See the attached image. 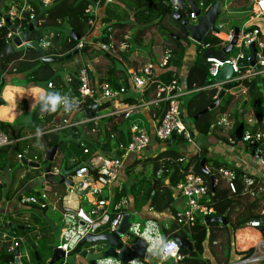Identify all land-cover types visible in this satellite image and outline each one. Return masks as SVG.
Returning <instances> with one entry per match:
<instances>
[{
    "label": "crops",
    "instance_id": "obj_1",
    "mask_svg": "<svg viewBox=\"0 0 264 264\" xmlns=\"http://www.w3.org/2000/svg\"><path fill=\"white\" fill-rule=\"evenodd\" d=\"M21 1L22 0H0V10L5 9L8 4H11L13 2L21 4ZM251 2L252 0H248V2L245 3L243 6L240 5L237 6L235 10L239 11L242 9H248L249 13H251L250 12ZM95 4H97L95 17H94V19L96 20L95 21L96 27L94 26L95 28L93 29L92 34L87 37V40H88V45H90L94 49L97 48L99 49L100 44L102 43L98 40V38L101 36V29H99V25L102 24L101 21L105 17V8L104 6L98 5V3ZM228 5L229 4L225 0V8L227 12H229L230 9L234 8ZM182 17L186 18L185 16ZM250 17L251 15L249 16V19L244 23L243 28L248 27V25L251 23ZM165 22L170 24L172 28H175V26L172 24L171 21L166 20ZM233 26L234 25H232V27ZM153 29H156L159 35V36H155L156 38L154 39L152 38V40L150 41V42L154 41L155 43L153 45L157 46L154 48L153 52L150 49H146V48H144L142 51H140V49L138 50L134 49L133 52H130V46L127 48L129 49L127 50V54L118 55V52L116 54L115 52L116 48L114 49L115 46L111 48L110 51H108L111 52V55L115 59H117V61L120 64V66L117 67V70L125 69L128 72L129 69H136V70L142 69L146 65L152 63L154 65L153 71L156 74H159L160 72L163 71V67H165V66H161V63L165 56V53H163L164 51L162 48L163 36L159 31L158 27H155ZM220 33H221L220 37L224 38L225 37L224 34H226L227 32H220ZM129 35H130L129 31H126L123 35L125 41L127 42L128 39H130ZM184 35L187 38L189 45L188 47H186V50L184 52V57L181 67L173 68L175 73L178 75V85L183 92L186 90L185 79L187 76V72L190 66L192 65L193 61L195 60V55H196L195 50L196 47L198 46L197 43H195L188 36H186V33H184ZM34 39L37 38L36 37L31 38L29 41ZM12 40L8 41L7 43L5 42L7 47L1 51V52L5 51V53H2V55L0 56V124L7 127L8 131L5 132L2 129L0 130L5 132L8 138L10 139L9 144L0 146V218L3 222L2 224H0V255L4 252L12 254L13 260L12 262H6L0 259V264H27V263L36 264V262H34L35 261L34 256H33V260H31L30 251L32 252L33 255V250L31 248V245H34L38 253L39 251L38 242L46 234V228H48V226L52 227L55 223L51 219V216H48L46 214V210L51 208L52 211H54L55 213L58 214V216H60V220H61V218L63 217L62 213L65 210L82 209L83 211H85L90 207L91 203L94 202L95 199L104 198L106 200H109L108 209H110V213L112 215L114 212L112 208V201L115 196V189L119 185H125L127 187L130 184V180L127 178V176L124 173V168L126 165L131 164L134 161V159H138L139 157H135L132 155L124 160L123 162L124 166L121 167L116 182L110 187L102 186L101 184L99 185L97 181L93 180L89 188L78 186L77 191L85 190V189L87 190L85 194H79L74 190L73 185H66L64 181L62 182L60 179V169L58 167H55V165L49 168L45 163L49 161L46 160L44 147L47 148V150L53 147L47 145V143H50L52 140L50 134L60 131L64 127L76 126L77 130L80 132V140H82V142H80V145H82L84 149L85 145L83 143V140L95 138L96 137L95 134L97 133L94 132L93 130H85V128L82 127V124H84V122L86 123L87 121H90L95 124L105 116L120 114V110L124 103H120L119 101L117 102L105 101L99 104L91 103L89 107H91L93 104H95V107H97L98 105H101L106 102H109V105L105 108H102L99 114L94 113L95 115L93 117L86 116L84 120L80 119V116H82L83 113L82 110L84 107H86V110L89 109V107H87L88 105L87 103H80V102H79L80 110L78 112L72 114H65L61 111L54 114H47L43 118H41L38 107H34L31 111V105L34 102L31 96L37 92L38 88L47 89L48 84L44 81H40V82L34 81L31 75V71L35 66H37L41 62L42 58L51 57V56L43 55L42 52L43 45L48 44L47 40H44L42 44H40L37 41L38 50H36L33 47H25L24 42L26 41L24 40H22V44L20 46L15 45L12 42ZM109 40L111 43L114 42V40L111 39V37H109ZM119 44H121L120 47L122 46V48L128 46L125 45L127 43L124 41ZM55 45L56 46L53 45L51 47H53V49H56V52H60L62 46L58 44ZM220 48H222L221 39H220ZM137 54L142 55V59L137 57ZM52 56L59 57L58 53ZM125 58H129L130 59L129 61H133V62L131 64H128L129 61H127V59ZM139 59H141V61ZM58 62L59 61L49 62V64L55 67L56 70L58 69V74H61V80L65 83V86L67 88L66 93H68V88H69L68 85L70 82L71 74L74 73L77 74L78 69L81 68L82 66H86L88 68V76L92 83L98 82L97 81L98 78L103 76L104 72L107 69V66H109L108 62H106L101 58L96 57L93 59H87L85 55L83 56V58H73V60H71L68 64H66L63 67V69L62 67L60 68L58 67L57 64ZM61 70L63 71L61 72ZM117 72L119 73L120 71ZM232 77L233 74L231 72V77L228 80H231ZM228 80L224 82H217L215 79V83H221V90L218 94L215 93V97H218L221 92L224 93L223 92L225 90L224 87L226 84H228L227 82ZM260 81L264 82L263 76L258 77L256 79L255 81L256 90H259L258 84L261 85ZM215 83L212 86L216 89L217 92V88L214 86ZM229 91L230 93L235 94V100L241 99V101H243L247 98V92H248L247 87L245 90L241 92L243 96L237 92L231 90ZM262 92L264 94L263 89ZM134 93L135 92L130 88V91L127 92V95L129 97L132 96L133 98V96H135ZM186 97H187V93H185L182 96V101ZM75 98L77 99V97ZM234 108H235V103L233 102L231 105H229L227 114H224L218 121V124L223 125L225 129H229L233 127L234 119L232 118L230 119V115L232 114ZM240 111L242 113V110H239V112ZM94 117H99V118L97 121L87 120L88 118H94ZM128 118H130L131 123L134 122L140 126H143L150 133V135H153L154 127L158 122V120L154 118V114L151 113L150 107L139 108L135 110L133 114ZM244 122L245 124L243 123L244 126L243 134L247 132L264 134V117L262 118V122L260 123L254 118L251 112H245ZM191 125L193 126L192 123ZM36 126L46 129V134L39 139H37V137L35 136ZM193 133L194 136L198 135L197 140H199L198 143L200 144V147H198L194 143L187 142L185 139H183L178 135L174 136L173 142L175 141L176 138H180L183 142L179 146V152L184 158H190L198 154L199 151L205 150L207 152L208 158H217L218 160L228 162L233 166L239 168L244 174L250 175L254 178L253 183H252V179L246 181L247 184L244 192L234 197L233 203H231L229 206L226 207L225 211L228 209L226 215L227 223L223 224L222 222L221 223L214 222V223H218L221 226H226V225L228 226L226 239L229 240L230 242L228 248L230 249L231 254L228 257L227 262L225 256V254L227 253V249L223 250V248L225 247L224 244H221V242L223 241L222 240L223 237H218L219 238L218 241L212 243L211 247H207V243H205L204 246L206 250L203 255L208 259H210L212 261V264H256L258 262L243 263L241 262L242 260L237 261L238 256L236 255V252H242L250 248H254V252H253L254 255L264 254V222H261V224L258 227H252L249 225L250 220L256 219L252 217H256L258 215V218H262L264 216V205L263 206L261 205V200H264V174H262V168L256 164L254 168L252 169L248 168L247 170V167H244L242 165L236 153H233L230 156L229 154L230 148L228 147L229 143L217 139L216 137H214L213 133L205 135L200 132H197V130L194 128H193ZM127 134L129 135V129ZM169 141L172 142V138ZM240 141H243L242 138L241 140H239V142ZM166 144H168V142L166 143L158 140L154 141V139L152 138L150 145L147 148L148 151L150 150L152 153L148 155L150 156L157 155L158 152L166 148ZM123 146H125V144L123 145L122 143L119 142L116 146H114L112 152H108V153L109 154L116 153L117 151L122 150ZM242 146H243L242 143L234 145V147H242ZM62 149H63L62 151H59L57 147L53 160L57 156L58 159L60 160L59 162H57V164H61V161L64 162L66 164L64 170L67 171L72 169V167L74 169L81 164L89 165L92 154L98 153V151L100 152V150L96 149L93 152L88 151L87 153H84L83 150V154H84L83 156L80 155L79 153L75 154L73 152L72 146L70 145L66 147H62ZM22 161H24L25 164H22ZM36 164L38 166H35ZM205 168L207 172L203 171L202 169L201 170L205 173H209L208 168L206 167V161H205ZM139 170L140 167H137L136 171ZM55 176L58 177V179L56 182H53L54 180L53 178ZM64 178L71 179L73 182L81 183L82 181L81 179H74V177H70V174L66 175ZM215 184H216V179H215ZM210 185H211V179H210ZM250 186H252L253 189L257 188L256 191H259L258 189H260V191H262V195H260V197L258 198H255L251 203L244 205L241 201L238 200L248 191L247 189ZM93 187L101 188L103 193L96 194L95 191L94 193L92 190ZM42 193L46 194L45 202L48 204L47 208H42V207L40 208L38 204L27 201V198H29L30 196H37L39 198ZM172 194L174 197L173 210L176 211L177 209L181 208L184 205V199L183 197L176 195L173 192V190H172ZM80 198H83L85 200L87 209H84ZM208 198L209 197L207 195L206 200L209 203L210 199ZM123 202L125 203V205L123 210L121 211L124 212V216L126 214L129 216V218L131 214H137L138 216V220L134 222H130L129 219L130 224H141L142 226H144L150 220H160L162 221V224H167L169 227L170 224L174 223V221L172 220V216H173L172 211L155 213L154 211H152V209L149 206L146 205L143 206L141 210L138 212L134 210V203L131 197H128L127 199H123ZM249 205H252L251 214L248 213L247 210ZM214 210L215 213L211 217L222 216L225 212L224 211L222 214H218L215 208ZM249 215H251L252 219L240 225L241 224L240 222L245 218H247ZM201 223L205 224L204 221H201ZM10 224L20 226L22 228H17V227L14 228L10 226ZM192 226H182V228H190ZM118 228L115 231L111 232L104 230V226H101L98 229V232H100V234L114 233L118 230ZM57 230H60V225L57 227ZM119 240L123 244L129 246V248L133 243V240L125 236H120ZM125 240L129 241V244H126ZM14 241H18L19 245L18 247L14 248L13 252H9L8 251L9 246ZM189 241L191 242L190 239ZM16 249H19L18 255H15ZM132 255L133 256L131 257V259L127 260V262H123V260H121L124 254L120 260L124 264H129V262L134 259L140 260L138 256L134 255V253ZM38 256H39L40 264H47L42 261L40 254H38ZM82 259L83 261H81ZM16 260H18V262ZM85 261L86 260L84 258L79 256L75 260V264H83ZM140 261L141 264H144V261L142 260ZM172 261L173 260L170 259L166 262V264H170ZM154 264H161V262L159 261V259L158 262L155 259Z\"/></svg>",
    "mask_w": 264,
    "mask_h": 264
},
{
    "label": "trees",
    "instance_id": "obj_2",
    "mask_svg": "<svg viewBox=\"0 0 264 264\" xmlns=\"http://www.w3.org/2000/svg\"><path fill=\"white\" fill-rule=\"evenodd\" d=\"M195 5L201 9H205L212 0H192ZM228 6L234 7L229 12L217 19L215 29L218 32H227L234 30V28L241 29L244 23L249 19L250 13L248 9L235 10L237 6H243L248 0H226ZM98 3L105 8V17L102 19L104 24L101 29V36L98 38L100 42L110 44V47H114V42L111 43L109 37L119 43L125 41L123 35L126 31H129L136 44H140V39L145 36L153 28L158 27L163 36V53L167 55V62L163 71L158 74L160 82H167L172 79L178 81V75L173 68H180L182 65L184 52L188 47L189 42L185 37V26L181 23L174 21L171 17L173 12L172 0H52V3L47 8H41L36 2L30 1L32 12L34 15L33 22L36 24V28L29 32L24 41H29L31 38H37L38 42L42 44L44 40H47V47L42 48L43 55L52 56L58 53L59 57H64L69 52L74 50L78 41L73 39L69 32L75 31L81 38L88 37L92 34L93 27L88 25L89 16L84 13V9L88 4ZM182 16H186L191 11L186 0H181V4L176 11ZM29 11H27V15ZM169 20L175 26L172 28L170 24L165 21ZM29 22L26 17L21 18L12 23H8L2 34L8 31L20 30L23 32L28 28ZM232 25H234L232 27ZM231 27L228 29V27ZM228 30H227V29ZM226 31H225V30ZM58 44L61 47L60 52H56L51 46ZM7 45L3 38H0V52L6 48ZM220 48V39L213 36V34L205 37L203 42L196 47L195 60L190 66L185 79V91H187V97L183 99V109L190 119V123L193 124V128L202 134H214V137L229 144H241L243 141L236 140L234 131L239 124L238 112L242 110V121L244 122V113L251 112L254 118L258 122H262L264 117V94L262 91L251 89L250 82H245L247 87V98L243 101L241 99L235 100V94L230 93V89L237 86L238 81H233L225 85L224 96L221 99L220 104L200 116L197 119L193 117L199 112L208 108L218 97H215L216 89L212 86L215 83V79H211L208 73L209 64L205 59L201 57L202 53L207 49ZM83 54L87 59L101 58L108 62L107 69L103 76L98 78V82H106L114 89L123 88L126 95L121 102L135 103L139 95L129 97L127 92L130 91L128 83L127 70H117L120 64L115 59L111 52H105L100 48L94 49L90 45H87ZM233 51L230 55H233ZM75 54L68 59L59 61L60 67L68 64ZM63 69V68H62ZM117 71H120L119 73ZM62 72V70H61ZM31 75L36 82L44 81L47 84L51 83L52 87L60 90L62 93H66L67 88L65 83L61 80V74H58L51 64H43L40 62L31 71ZM158 81V80H157ZM157 81H152L144 88L141 99L143 102H150L155 98ZM264 87V82L260 81ZM77 78L76 74H71L70 82L68 85V93L73 97L77 95ZM264 90V89H263ZM235 103V108L230 115V119H234L233 127L225 129L223 125L218 124L219 119L227 114L229 105ZM89 104L87 101L85 102ZM85 104V105H87ZM109 105V102L98 105L94 109L95 114H99L102 108ZM151 113L154 114V118L159 120L163 115L164 104H150ZM86 107L83 108L82 116L80 119L86 118ZM134 123V122H133ZM130 118H125L123 113L117 115L105 116L97 123L87 121L82 124L85 130H93L95 138L83 140L85 148L89 152H93L98 149L100 152L109 154L112 152L114 146L119 142L123 145L129 141L128 129L130 127ZM0 129L5 132L8 128L0 124ZM51 133V132H50ZM51 135V142L47 143L49 146L57 145L58 150L62 151V147L72 146L73 152L83 155V146L80 145V132L74 127H64L60 131L54 132ZM154 141L156 139L153 137ZM151 142V141H150ZM166 148L157 153L155 156L143 155L138 159H134L131 164H128L124 168V173L130 180L129 186L119 185L115 189V196L112 201V207L119 205V209L123 210V199L131 197L134 203V210L140 211L143 206H149L155 213H163L165 211L173 210L174 197L171 187H175L180 183L184 176L189 172L202 177L208 188L209 203H211L217 210L218 214H222L226 207L233 203V198L244 192L247 184V180L254 178L250 175L244 174L239 168L232 164L218 160L217 158H208L207 152L201 150L198 154L184 158L179 152V146L183 143L180 138H176L174 142L167 141ZM166 142V143H167ZM61 153V152H60ZM117 151L113 154H120ZM206 158V167L209 173H205L200 168L201 159ZM46 161V160H45ZM59 162L60 160L56 156L53 162ZM53 162H45L50 168ZM62 163V161H61ZM124 166V165H123ZM122 166V167H123ZM140 167L139 171L136 168ZM147 170V172H146ZM220 171L230 173V181L234 184V191L232 192L228 187L227 178L220 174ZM210 175H213L216 179L214 190H211ZM226 185V186H224ZM252 205H249L247 210L251 214ZM114 209V208H113ZM258 218V215L256 217ZM251 215L242 220L240 225L249 221ZM227 225L221 226L218 223H212L205 225L201 221L190 228H182L181 226L172 223L167 229H163L162 233L168 237H188L192 242V250H183L184 258L178 264H212V261L205 257V243L207 247H211L212 243L218 241V237H223L221 244H224L223 250L227 249L226 262L231 252L229 247V240L227 237ZM18 231V230H16ZM225 240V241H224ZM229 251V252H228ZM254 252V248H250L246 251L236 252L238 256L237 261H241L250 257ZM31 253V260L33 255ZM38 254L39 251H38ZM12 254L2 253L0 259L6 262H12ZM256 264H264V260L259 261Z\"/></svg>",
    "mask_w": 264,
    "mask_h": 264
},
{
    "label": "built area",
    "instance_id": "obj_3",
    "mask_svg": "<svg viewBox=\"0 0 264 264\" xmlns=\"http://www.w3.org/2000/svg\"><path fill=\"white\" fill-rule=\"evenodd\" d=\"M30 1L36 2L41 8H47L51 5L52 0H22L21 4L13 2L8 4L5 9L0 10V38H3L5 42L12 40L15 36L20 34V30L8 31L5 34H2L4 27L8 23L15 22L23 18L24 14L29 18V22L34 19ZM173 1V0H172ZM181 4V0H179ZM97 4H88L84 13L89 16L88 25L95 28V11ZM179 7H172L173 11H177ZM27 11L29 14L27 15ZM250 20L251 23L248 27L243 28L238 34L237 41V52L233 56L225 57L224 60H219L216 58H208L206 62L209 64V76L211 78H216L220 70L224 65H229L232 74H237L236 77H232L231 80H246L251 82L256 80L258 77H264V0H252L250 5ZM186 17L190 22L195 21L196 17L193 12L186 14ZM95 26V27H94ZM251 27V28H249ZM214 36L221 39V46L227 45L232 37L233 30L228 31L224 34V38L220 37L221 33L216 31L213 33ZM88 45V41L80 39L77 43L76 48L80 49L83 45ZM251 44L255 45V67L243 66L241 63L249 61V46ZM100 49L103 51L111 50L110 44L102 42L100 44ZM167 62V55L165 54L161 66H165ZM154 65L152 63L146 65L142 69H129L128 74V83L129 88L133 90L137 95V101L132 104L121 102L123 97L126 95L123 88L114 89L106 82H94L92 83L88 76V68L82 66L77 71V99L80 103H85L89 101L87 107L91 103L99 104L105 101L124 103L120 113L124 114L125 118L130 117L133 112L142 107H148L150 104H164V111L161 118L158 120L154 127L153 135L137 123L130 124L129 127V141L122 147L120 154H106L99 152L92 154L90 159V164L85 165L81 164L80 167L74 172L75 179H81V187L89 188L93 180L102 186H111L113 185L118 176L123 162L126 158L130 156L141 157L145 155L147 148L150 145L151 139L154 137L158 141L167 142L174 135H178L185 139L189 143H194L198 147L197 136H194L193 126L190 123V120L186 116L183 109L182 96L187 91H182L178 85V81L172 79L167 82H160L158 74L153 71ZM158 80V81H157ZM228 80L227 82H231ZM152 81H157V91L155 98L150 102H143L141 96L143 94L144 88L147 84H150ZM51 83H48V85ZM52 85V84H51ZM217 88L216 94L221 90V83H215L214 85ZM99 117L88 118L87 120L97 121ZM60 128V127H59ZM201 136V135H200ZM243 146L234 147L233 144H229L230 156L233 153H236L240 162L244 167L252 169L256 164L262 168V174H264V134L262 133H244L242 136ZM10 139L7 134L0 130V146L9 144ZM87 148H84V153H87ZM20 157V155H19ZM78 167V166H77ZM222 176L228 178V187L231 191H234V184L230 181V173L225 171H220ZM79 183V182H78ZM93 192L96 194L103 193L101 188H92ZM171 190L178 195L183 197L184 205L173 212L172 220L175 224L179 226H192L198 221H204L205 218L211 217L214 215L215 210L212 204L208 203L206 196L208 193V188L204 183V180L199 176L193 173H188L184 176L183 180L178 183L175 187H171ZM94 192V193H95ZM59 197V196H58ZM46 194L42 193L40 197L30 196L27 198V201L38 204L41 208H47L48 204L45 202ZM125 205V203H123ZM54 207V206H53ZM109 207V200L104 198L95 199L91 203L90 207L83 211L82 209L76 210H65L62 213L64 218V224L61 228L59 235V243L56 245V248L63 251L64 254H67L73 247L87 234H100L98 229L101 226H104L106 231H115L118 226L121 224L124 216V212L119 209V205H116L112 208L113 214L111 215ZM109 212V213H108ZM159 225L160 231L167 229V224H162L160 220H150ZM82 223V224H81ZM261 224V221L258 219H252L249 221V225L252 227H258ZM94 225V227H93ZM133 225H140V231H143V226L141 224H130L128 231L135 235L136 238L142 239L141 236L132 230ZM79 228L82 230V236L78 242L71 247H65L68 243V240L65 239V234L67 230H73ZM102 233V232H101ZM171 238V237H169ZM173 239V237H172ZM19 242L14 241L10 246L8 251L13 252L15 247H18ZM94 245V250H91L85 246L84 249L87 251H97ZM79 255H75V260ZM184 258V254L179 251L176 257L170 258L175 262H180ZM111 259L115 264H124L119 258H102L96 261V264H102V261ZM169 259V260H170ZM264 259V254L253 255L248 257L241 262H259ZM132 261V260H131ZM130 261V262H131ZM240 262V263H241ZM58 264H68L66 257L63 258ZM83 264H89L88 261H85Z\"/></svg>",
    "mask_w": 264,
    "mask_h": 264
},
{
    "label": "water",
    "instance_id": "obj_4",
    "mask_svg": "<svg viewBox=\"0 0 264 264\" xmlns=\"http://www.w3.org/2000/svg\"><path fill=\"white\" fill-rule=\"evenodd\" d=\"M187 1H188V5L191 11L194 13L196 17L195 22L190 23L187 18H183L182 15L179 14L178 12H172L171 16L173 17V19H175L176 21L180 22L183 26H185L186 36H188L192 41L200 45L207 35L216 32L215 26H216L217 19L223 16L225 13H227V10L225 8V0H212L211 3L205 9H201L200 7L195 5V3L192 2L191 0H187ZM23 16L26 17L25 14ZM26 19L27 21H29L28 17H26ZM36 27H37L36 24L30 21L28 28L24 30L23 32H21L18 36H15L12 42L17 46H20L22 44L23 38L29 32L33 31ZM238 34H239L238 28H234L233 38L226 46L222 48H218V49H207L202 53L201 57L203 59L216 58L219 60H224L225 56L228 55L233 50V48L236 46L237 41H238ZM69 35L76 41H79L81 39V37L78 34H76L75 31L73 30L69 32ZM24 46L33 47L36 50H38L37 39L24 42ZM86 46L87 45L84 44L83 47H81L80 49L75 48L74 50L69 52L64 57H57V56L44 57L42 58L41 62L43 64H46L49 62H55V61H60L63 59H68L69 57L73 56L76 53H83ZM2 53H5V51L1 52L0 56L2 55ZM255 53H256V48L254 44H251L249 46V61L242 63L241 66H251L257 69L258 66L255 65ZM230 77H231L230 67L229 65H224L215 79L217 82H224L228 80ZM255 81L256 80H252L250 82L252 89L255 88ZM223 95L224 93H221L219 98L215 102H213L205 110L196 114L193 117V119H197L203 114H205L206 112H208L209 110H212L215 107H217ZM94 109H95V104H93L91 107H89V109L85 111L86 115L89 117H93L95 115ZM238 120H239V125L235 129L234 135L237 140H241L242 135H243V128H244L242 117H241V111L239 112ZM173 140H174V135L172 136V142ZM56 150H57V145H54L49 150H47V148L44 147L46 160L51 162L54 158ZM205 161H206L205 158H203L200 162V166L203 171L207 172L205 168ZM22 164H25V162L22 161ZM35 166H38V165L36 164ZM79 167L80 166L74 169L72 168L71 170H68V171L61 169L60 179L62 182L64 181L66 185H73L74 190L78 192L79 194H85L87 191L86 189L77 191V187L81 186L80 183L73 182L71 179L64 178L66 175H69L71 172L74 173ZM210 179H211V189L214 190L215 178L213 175H211ZM227 212H228V209L224 212L222 216L207 217L204 219V222L206 225H209L210 223H214V222H218V223L222 222L223 224H226L227 223V219H226ZM256 219H258L261 222H264V216L262 218H256ZM10 226L14 228L15 227L22 228L20 226H16L13 224H10ZM129 226H130L129 216L126 214L125 216H123L122 223L116 232L106 233V234H87L67 254H64L63 251L55 248L47 264H55L56 262L62 260L65 257H66L68 264H73L75 255H79L80 257L84 258L86 261L89 262V264H96V261L102 258L111 257L113 259H117V258L121 259V257L123 256L125 252L129 253L131 257L133 256L132 254L134 253V255L138 256L140 260L144 261L145 248H146L145 243L142 239L136 238L135 235L131 234L128 231ZM120 236H125L133 240V243L130 248L129 246L122 244V242L119 240ZM173 239H178L181 241L180 251H183V250L191 251L192 250V243L189 241L187 237H173ZM99 241H105L106 247L101 250H97V251H87L86 249L83 248L85 244H93ZM31 248L33 250V256H34V260L36 264H40V260H39V256H38L36 248L34 247V245H31ZM18 253H19V249H16L15 255H18ZM16 261L18 262V260ZM123 262H127V260ZM151 264H154V260L151 261ZM170 264H176V263L172 261Z\"/></svg>",
    "mask_w": 264,
    "mask_h": 264
},
{
    "label": "clouds",
    "instance_id": "obj_5",
    "mask_svg": "<svg viewBox=\"0 0 264 264\" xmlns=\"http://www.w3.org/2000/svg\"><path fill=\"white\" fill-rule=\"evenodd\" d=\"M173 6L179 7L180 6L179 0H173ZM241 30L242 29H240L239 32ZM47 46H48L47 44L43 45V47H47ZM235 48L236 46L233 49ZM225 57H229V56L226 55ZM31 98L34 101L31 105V111L34 107H38L41 118H43L47 114H54L61 111L65 114H72L80 110L79 101L75 97H73L69 93H62L60 90L53 89L51 84L48 85L47 89L38 88L37 92L34 93L31 96ZM45 134H46V129L36 126L35 136L37 137V139L41 138ZM140 227H141L140 225H133L132 230L136 231L141 236L142 240L145 243L146 248H145L144 264H151V261L155 259H159L161 264H166V262L170 258H174L177 256L181 246L180 240L172 239L169 238L168 236H165L160 231L159 225L153 221H149L147 224H145L143 226V231H140ZM82 234H83L82 230L79 228L73 230H67L64 238L68 240V243L65 245V247L74 246L81 238ZM175 263L178 264L179 262H175ZM102 264H115V262L111 259H108L102 261ZM130 264H141V261L134 259L130 262Z\"/></svg>",
    "mask_w": 264,
    "mask_h": 264
},
{
    "label": "rangeland",
    "instance_id": "obj_6",
    "mask_svg": "<svg viewBox=\"0 0 264 264\" xmlns=\"http://www.w3.org/2000/svg\"><path fill=\"white\" fill-rule=\"evenodd\" d=\"M175 21V20H174ZM104 26V24L102 23L101 25H99V29H102ZM229 28V27H228ZM241 29H243V26L241 27ZM225 30V29H224ZM226 31V30H225ZM126 36V35H125ZM131 36V34L129 35ZM155 36H159L158 35V32L156 29H152L150 32H148L145 36H143L139 41H140V44H136L135 40L132 39V37L130 39H128V42L127 41H124L126 42L127 44H125L127 47H124L122 48V46L120 47L121 44H119V41H114V49L116 48L115 52L117 54L118 52V55L119 54H127V49L129 46H130V52H133L134 49H140V51H142L144 48L146 49H150L152 52L154 50L155 47H157L156 45H153L155 42H150L152 40V38H156ZM84 39L85 41H88L87 40V37L85 38H82ZM153 45V46H152ZM120 47V48H119ZM141 47V48H140ZM157 49V48H156ZM155 49V50H156ZM110 51V50H109ZM233 53L235 54L238 50L237 48L233 49L232 50ZM140 53V52H139ZM233 54V55H234ZM129 55V53H128ZM127 55V56H128ZM84 54L83 53H76L75 54V57L74 58H83ZM145 56V55H143ZM137 57L141 58L142 59V55H138L137 54ZM127 59V61H129L130 59L129 58H125ZM141 59H139L141 61ZM66 60V59H65ZM73 60V59H72ZM133 61H129L128 64H131ZM58 66H61L62 64L61 63H57ZM119 64V62L117 63ZM126 64V63H125ZM64 67V66H63ZM62 67V68H63ZM135 68H138V67H135ZM63 71V70H62ZM237 74H233V77H236ZM212 79V78H211ZM238 81V84L237 86H235L234 88H231L230 90L231 91H234V92H237L239 93L240 95L243 96V94H241V92L243 90L246 89V86H245V82H247L246 80H237ZM259 86V90L262 91V89H264V87L262 86V84H258ZM190 120V119H189ZM191 121V120H190ZM152 152L148 149L147 151L145 152V155L147 156H150L148 154H151ZM53 162V160L51 161ZM17 164V163H16ZM43 165H44V162H43ZM55 165V167H58L60 170L61 169H65L66 167V164L64 162H62L61 164H57V161L56 162H53L52 164V167ZM73 168V167H72ZM137 169V168H136ZM71 170V169H70ZM74 173H70V177H74L73 175ZM53 182H56L58 177H54L53 178ZM75 179V178H74ZM257 189V188H256ZM256 189L252 188V186L248 187V191L238 200V201H241L244 205H247L249 203H251L255 198H258L260 197V195H262V191H260V189H258L259 191H256ZM81 201H82V205L84 207V209H87V206L85 204V200L83 198H80ZM209 199V198H208ZM261 205L263 206L264 205V200H261ZM138 213V212H137ZM46 214L48 216H51V219L55 222L54 225L51 227V226H48V228H46V234L43 236L42 239H40V241L38 242V248H39V252H40V255H41V259L43 262L47 263L52 255V252L55 248V246L59 243V234H60V231H61V228L64 224V218L62 217L61 220H60V216H58L57 213H55L54 211H52L51 208H49L48 210H46ZM58 216V217H56ZM234 216V215H233ZM57 218V219H56ZM130 222H134L136 220H138V216L137 214H131L130 216ZM2 220L0 218V224H2ZM60 225V230H57V227ZM126 241V244H129V241L125 240ZM95 244V248L97 250H101L103 248L106 247V242L105 241H99V242H96L94 243ZM123 244V243H122ZM125 245V244H123ZM85 247L91 249V250H94V245L93 244H85L84 245ZM24 255V254H23ZM131 259V256L130 254L128 253H124V256L122 258L123 261L125 260H130ZM138 260V259H137ZM83 261V259L81 260ZM156 261L158 262V259H156ZM35 262V261H34ZM174 262V260H173ZM58 262H56L55 264H58ZM28 264V263H27ZM130 264V262H129Z\"/></svg>",
    "mask_w": 264,
    "mask_h": 264
}]
</instances>
